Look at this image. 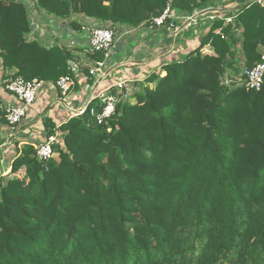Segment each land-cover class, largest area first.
I'll use <instances>...</instances> for the list:
<instances>
[{"label":"trees","instance_id":"obj_1","mask_svg":"<svg viewBox=\"0 0 264 264\" xmlns=\"http://www.w3.org/2000/svg\"><path fill=\"white\" fill-rule=\"evenodd\" d=\"M32 1L80 31L85 19L148 27L167 7L192 16L220 0ZM235 15L153 62L143 80L154 87L136 82V105L119 97L103 124L88 113L59 129L48 120L46 137L59 132L48 161L31 144L15 152L0 179V264H264V79L259 91L223 81L236 78L237 42L242 69L264 64V10ZM31 32L26 4L0 0L4 86L72 75L73 55Z\"/></svg>","mask_w":264,"mask_h":264},{"label":"crops","instance_id":"obj_2","mask_svg":"<svg viewBox=\"0 0 264 264\" xmlns=\"http://www.w3.org/2000/svg\"><path fill=\"white\" fill-rule=\"evenodd\" d=\"M246 1L247 0H220L217 2L215 7H213L212 9L221 10L222 15H226V16L233 15V14L235 15L237 9L240 6L244 5ZM193 15H195V13ZM42 16H45V18H47L48 21L42 19L40 21V24L37 22L38 23V26H36L37 30L33 29L32 23H31L32 32L28 36V40H36L39 43V45L47 49L51 47H55V46L64 47L73 55V59L69 61L68 63H69V68L72 71V75H74L75 86L71 90V92H69L68 96L65 99V102L67 105H70L71 107H78L82 104L84 99L91 92V88H92V83L91 84L88 83L90 75L88 76L89 73L86 74V70H85L88 67H90L91 62L94 61V60L93 61L90 60L89 57H87L89 39L88 37L87 39H84L81 36V34H79V31H75V30L62 36L61 34H58V31H54L52 28H49L51 26H48V23L60 22L57 20H61V19L56 18L54 16L47 15V14L42 15ZM204 21L198 20L196 24H192L190 26H185V23H184V25H182L184 26V28L182 32L179 34V36H181V39L185 37L188 38L191 36L193 37L195 36L194 38H197V40H199L200 37L195 34L197 32V27L195 26H198V25L200 26V29H201L200 34L202 36L209 28V22H206L208 24L203 26ZM124 28L128 29V31L134 30V28H129V27H124ZM66 30H67L66 28L64 27L62 28V31H66ZM142 30L146 31L148 35L153 36V38L157 40V42L159 41L157 34L159 32H163V31L152 28L151 25L148 27L142 28ZM61 37H65V39H62ZM72 37L74 38L73 41L71 40ZM167 40H170V39H168L167 37V39H165L164 41L168 43L169 41ZM189 40L191 41V39ZM194 40L195 42L194 41L193 42L197 43L196 39ZM190 41H187L185 45L189 44ZM148 43H150V41H148ZM206 48H207L206 54L213 53V50L210 46H207ZM239 49H240V43L237 42L236 48H235L237 59L234 61V69H232L229 72L230 74L236 71L237 70L236 68L241 67ZM116 51H117V48L116 50H112L110 54H108V57L104 59L103 61L104 69L106 71L112 70V73L115 72V74H118L120 77H123L126 80H130L132 83L138 82V84L140 83L142 84L144 82L143 76H144L145 70L151 71L150 68L152 66V63L155 62L156 58L160 56V55H156L153 53H148L146 58L141 59V61L139 60L138 62H136L137 65L135 68H128V66H130L129 63L131 62V61H128L130 60L129 59L130 57L126 56L125 59L118 61L113 55L115 54L114 52ZM169 51L170 50H167L163 55L166 56L169 53ZM177 52L178 54H175V55L183 54V51L180 48L177 50ZM261 52H264V51L261 50ZM170 54L174 55L172 53ZM155 63H153V65ZM141 64H143V66L145 67H143ZM119 65L121 67H119ZM14 72L15 70L13 69L9 71L7 74H12ZM4 82H5V79L3 80L2 65L0 64L1 105L2 106L5 104L18 105L19 102L13 95L8 93L6 86L3 85ZM110 86H112L111 81L105 80L100 85L99 90H102V89L104 90ZM59 99H60V94L55 84L50 83V82H44V85L41 91L39 92L35 100V103L27 111L26 116L23 118V121L20 125L12 128L5 123H0V179H3L10 174V168H11L10 165H11L13 156L15 155L16 151H20L22 146L26 144H31L33 146H36V145L41 144L44 141L47 135L46 134L47 130H48L47 127H45V125L48 120L52 124V126L55 127V129H59V127H61L69 119H71L69 112L66 110V108L62 104L59 103L60 101ZM56 133H59V132H56ZM7 159L8 160L10 159V162H8Z\"/></svg>","mask_w":264,"mask_h":264},{"label":"built area","instance_id":"obj_3","mask_svg":"<svg viewBox=\"0 0 264 264\" xmlns=\"http://www.w3.org/2000/svg\"><path fill=\"white\" fill-rule=\"evenodd\" d=\"M245 4L257 5L259 8L264 10V0H247ZM236 19L237 16L234 14L227 16L222 15L221 10H213L211 8L204 11H196L195 15L191 17L178 15L167 7L160 17L153 19L151 27L156 30L163 31L167 35L168 39L172 40V50L175 46V39L184 28V26H182L184 23L185 26H190L192 24H196L198 20H205L206 22H209L210 27L213 22L218 20L224 21V24L227 25L234 24ZM82 29H84V27ZM117 30V27L110 26L87 28L89 39L87 53L90 55L94 53H102L104 55V59H106L108 54H110L115 47V43L117 41ZM216 34H220V30H217ZM170 52L171 51H169V53ZM157 59H159V57L156 58V60ZM103 61H93L91 62L90 67L87 68L88 73L93 80L92 88L91 92L78 107H71L65 102L69 92H71L75 86L74 75L63 76L55 83V86L60 94L59 103L66 108L71 118L82 117L88 113L90 116L95 118L97 124H103L105 121L114 116L119 97L122 96L123 99L128 97V87L132 82L120 77L118 74H115V72L112 73V70L106 71L104 69ZM119 67L121 66L119 65ZM242 76L244 80L241 85H243L246 89L259 91L262 87L264 79V64L260 63L250 69H243ZM105 80H110L112 86L104 90H99L100 85ZM43 85L44 82L37 79L24 81L21 77H15L6 85L7 91L11 93L19 102L18 105L5 104L2 107L4 119L8 126L14 128L22 123L27 111L35 103ZM57 136L58 133L48 136L41 144L34 146L35 156L38 161L46 162L54 156L52 147L57 141Z\"/></svg>","mask_w":264,"mask_h":264},{"label":"rangeland","instance_id":"obj_4","mask_svg":"<svg viewBox=\"0 0 264 264\" xmlns=\"http://www.w3.org/2000/svg\"><path fill=\"white\" fill-rule=\"evenodd\" d=\"M22 2H24L28 8V15H29V18H30V21L32 23V27L33 29L37 30V27L38 26V23L40 24V21L42 19L44 20H47V18H45V16H42V15H45V13L43 12H40L38 9H37V6L35 4V2H33L32 0H21ZM71 19V18H70ZM73 19V18H72ZM71 19V20H72ZM38 20V21H37ZM57 21H60V22H55V23H48V26H51L49 28H52L54 31H58V34H61L62 36L68 34L69 32L73 31V28L71 27L70 25V20H57ZM65 21V22H64ZM38 22V23H37ZM82 23H84V29H81L79 31V34H81V36L84 38V39H87L88 37V32H87V28H92V27H96V28H100L102 26H105L103 23H99V22H95V21H92V20H81ZM64 23V25H63ZM66 23V25H65ZM204 25H207L208 23H206V21L203 22ZM47 24V23H46ZM66 28L67 30L66 31H62V28ZM122 26H117L118 30H117V34H116V43H115V47L113 50H116L117 48V51L114 52L115 54L114 57L119 61V60H122V59H125V57H130L128 61H131L129 63L130 66H128V68H135L136 67V62H138L139 60L141 61V59H144L146 58L147 54L148 53H153V54H156V55H160L159 58H164L165 56L163 55L167 50H170L171 52L175 49H182V51H187L189 49H193L200 41L197 40V38H194L193 36L191 37H188V38H183L181 39V36H179L178 38L175 39V46L174 48L171 50V42L172 40H167L169 41L168 43L165 42L164 40L167 39V35L164 34L163 32H159L157 34V37L159 39V41L157 42V40H155L153 38V36L151 35H148L146 31H143L142 28H145L144 26H141L139 28H134V32L132 30H129L128 29H125L124 27L121 28ZM197 27V32L195 33L196 35H198L199 37H201V29H200V26H195ZM48 28V29H49ZM129 28H132V27H129ZM195 29V28H194ZM62 39H65V37H61ZM73 37L71 38V40L73 41ZM191 39V41L189 40ZM197 41V43H194L195 40ZM148 41H150V43H148ZM187 41H190L189 44H186L185 43ZM194 41V42H193ZM65 42V41H64ZM207 48L205 50L202 51L203 54H206L207 52ZM162 55V56H161ZM143 61V60H142ZM242 64H241V67L240 68H237L236 71L232 72L233 75L236 76V78L234 79V83L230 82L229 78H224V83L230 87V88H234L236 86H240L242 84ZM150 71L149 70H145V73H149ZM241 80V81H240ZM138 85H143V86H146V87H154L155 84H149L148 82L144 81L142 84H138ZM136 86V82H133L129 85L128 89H129V92H128V97L125 99L128 101V103L132 104V105H136V102H135V99L133 98V94L139 90V86ZM8 160V159H7ZM8 162H10V159L8 160ZM11 169V168H10ZM9 176V175H8ZM6 176V177H8Z\"/></svg>","mask_w":264,"mask_h":264}]
</instances>
